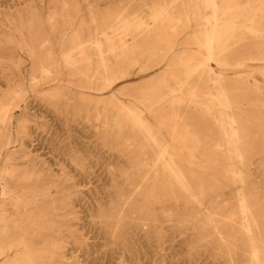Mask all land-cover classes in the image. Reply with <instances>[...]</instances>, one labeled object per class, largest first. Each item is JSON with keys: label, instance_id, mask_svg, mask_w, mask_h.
<instances>
[{"label": "rangeland", "instance_id": "1", "mask_svg": "<svg viewBox=\"0 0 264 264\" xmlns=\"http://www.w3.org/2000/svg\"><path fill=\"white\" fill-rule=\"evenodd\" d=\"M197 2L0 0V70L15 80L8 64L18 61L25 87L40 78L42 64H51L48 68L59 64L62 71L57 80L36 91L25 88L31 110L26 119L29 129H25L23 136L30 144L27 151H32L26 159L31 165L37 157L45 161L43 166H22V147L17 141L3 153L4 157L12 152L5 166L8 175L15 174L17 181H22V176L31 178L32 187L41 186L40 192H44L30 198L31 214L23 229L19 220L10 230L0 224V235L16 238L24 230L29 233L34 259L14 264H252L247 235L240 224L238 191L229 183L234 162L227 157L218 125L219 108L211 100L216 91L198 72L185 86L177 84L185 79L186 70L185 65L174 61L193 60L204 51L195 41L201 30L196 26L203 22L191 16V28H184V11L193 12ZM238 2L244 6L252 4L253 13L264 10L260 5L264 0ZM155 8H169L167 16L153 22ZM251 18L264 21V16L253 14ZM134 20L144 22L148 31L140 32L142 27L126 32L125 22ZM263 26L260 37L242 29L239 39L228 43L226 58L230 66L209 62L216 77L224 74V85L235 105L233 112L240 116L236 127L244 133V166L236 168L249 181L245 195L252 201L262 228ZM105 33L118 47L117 54L105 53L108 71L96 63L95 56L96 43L103 40ZM82 42L89 47L86 50L89 60L76 64L77 68L65 66L62 55ZM122 43L126 50L121 49ZM134 58L138 59L137 64L133 63ZM239 62L247 66H237ZM95 70L97 74L91 76ZM79 72L87 75L81 77ZM125 72L130 73L129 77L112 83L109 90H95L105 77ZM168 86L178 89V95L184 98L182 103H171V96L161 98L158 91L166 92ZM193 91L201 95L198 101L206 103L209 112L189 100ZM157 99L159 102L154 103ZM140 100L153 105L152 116L157 120L166 118L167 124H178L176 130L181 136H176L178 142L169 135L171 127L163 134L167 145L175 146L177 161L190 164L187 179L205 189L202 207L185 198L162 165H155L156 152L137 127L126 128L119 134L117 123L127 113L123 107L139 109L145 118L153 120L151 111ZM19 114L20 111L16 116ZM15 124L16 121L14 133ZM185 136L186 142L182 141ZM194 147L197 150L191 152ZM125 171L133 174L128 179L116 177ZM36 180L40 183L35 184ZM105 181L110 185L106 184L103 194L96 185ZM163 185L173 187L176 197L171 190H161ZM9 186L13 188L16 184L10 181ZM147 190H151L150 195L145 194ZM210 214L213 224L206 220ZM121 218L125 226L128 224L137 232L132 263L122 257L129 252L122 229L115 226ZM111 251L121 254L113 259L108 256Z\"/></svg>", "mask_w": 264, "mask_h": 264}, {"label": "bare ground", "instance_id": "2", "mask_svg": "<svg viewBox=\"0 0 264 264\" xmlns=\"http://www.w3.org/2000/svg\"><path fill=\"white\" fill-rule=\"evenodd\" d=\"M260 5L264 7V3ZM190 6L191 5H189V8ZM252 6V4L244 6L239 3L238 0H198V2L193 6V12L189 10L184 11V28H191V16L196 17L198 21L203 22V24L196 26L198 29L201 28V30L197 32L198 35L195 37V41L196 44L204 51L200 53L199 58H194L193 60H182L180 58L175 60L174 63L180 62L185 65V79H178L179 81L177 84L179 86H185L194 72H198L201 78L206 77L207 84H213L212 88L216 91V93L211 95V100L214 102L215 106L219 108L218 125L222 129L221 134L224 138L223 142L226 144L225 150L228 154L227 157L230 162H234V170L231 173L232 179L229 183L231 186L233 185L235 190L238 191L237 198L239 200L240 224L247 235L246 237L249 243L248 255L252 264H264V228L259 225V219L252 201L245 195V188H249V181L246 179L244 173L236 168V165L244 166V133L241 129L236 127L240 121V116L233 112L235 105L232 104L230 95L224 85V74H220L216 77L209 65L211 60L215 61L218 65L225 67L231 65L226 58V53L229 49L228 43L233 39H239V34L243 32L242 29L253 37H260L259 33L261 31V26L264 25V21L262 22L263 19L251 18V16L255 14V16L263 17L264 10L259 9V12L253 13V9H251ZM168 9L155 8L152 14L153 22H158L160 19L167 16ZM241 17H243L242 21H240ZM143 25L144 22L134 20V22H125L123 28L126 32H129L133 28L140 30ZM146 31H148L147 28L143 27L140 32ZM261 38L264 39V36L261 35ZM112 40L113 39L109 36V33H105L103 40H98L96 43L97 52L95 53V56L98 60L96 63H99L100 66L104 67L107 71L109 68V60L106 59L105 53L109 52L117 54L118 49ZM103 46H105L106 49L105 47L103 48ZM88 48L89 47H84L83 42L74 45L69 53L62 55L63 64L65 66L77 68L75 66L76 64L81 63L84 60H89V57L86 56V50ZM171 48H173V44H171ZM121 49L126 50L124 43L121 44ZM10 56L12 55L10 54ZM80 56L82 58L78 59ZM261 60H264V55L261 56ZM132 61L135 64L138 63V59L136 58ZM243 64L245 63L239 62L236 65L240 66ZM50 65L51 64H49V66ZM8 66L10 67L9 70L13 71V77L16 79L14 80L10 77V75L8 76V74L5 75L2 70H0V224L3 223L7 230H10L14 226V222L16 220L22 221L23 229L25 222L28 221L31 214L33 199L30 198H36L39 195L38 193L44 192H40L42 189L41 186H39L38 189L32 187L33 180H31V178L28 179L22 176V181H17L15 174L10 173L11 175H8L5 172V166L7 160L11 157L12 152H7L4 157L3 153L5 150L8 151V149L17 141L18 145L22 147V166L30 164V161L26 159V157H28L32 151H27V149L30 148V144L23 136L25 129L28 128L26 125V119L29 117L31 110L26 102L27 97L25 88H31V90L36 91L38 87L57 80V76L61 75L62 71L59 68V64H54L52 68H48V65L42 64L40 66V78L38 80H31L29 86L25 87V85L22 84L21 64L18 61H14L12 64H8ZM4 67L8 69L7 66ZM146 69L147 67L144 68V70ZM260 72L264 75V63L262 64ZM96 74L97 71L95 70L91 76H95ZM79 75L83 77L84 75H87V73L79 72ZM129 75L130 73L125 72L112 75L110 77L107 76L103 79L101 87L95 90L101 92L105 90L107 91L111 88L110 86L112 83L122 81L129 77ZM66 80L68 82V79ZM82 87L84 88V86H81V88ZM86 88L93 89L90 86ZM167 89L168 91L166 92L161 90L158 91L161 98L171 96V103L176 104L184 101V98L178 95V89H173L169 86ZM41 91H43V89ZM41 91L37 92L39 93ZM115 96L116 95L113 94L114 98ZM200 96L201 95L198 94L197 91H193L189 100L192 103L203 105L206 111L209 112L210 108L208 105L198 101ZM140 102L146 104L144 100H140ZM157 102H159L158 99L154 101V103ZM146 107L151 111L149 115L152 117V121L145 118L144 114L139 109H135L133 107H123L127 113L124 115V120L117 123L119 134H122L126 128L137 127L140 133H142L147 139L148 144L153 147L156 152L155 165H162L167 172V175H169L172 178L173 183L176 184L175 186L186 195L185 198L191 199L195 205L202 207V201L206 200L205 189L200 183L187 179V168L189 169L190 164L177 161L179 155L173 153V151L175 152V146L170 144L167 145L169 142L165 139V135L163 134L165 129L171 127L172 131L169 135L172 137L173 141L178 142L179 138L176 137L179 135V132L176 130L178 124L174 123L173 125H169L165 121L166 118H164L165 120H162L163 118L157 120L155 116H152V112H155L153 105L146 104ZM18 111H20V114L16 116ZM14 121H16L15 133ZM30 131L34 133L32 130ZM15 135L17 140L15 139ZM182 141L186 142L187 137L185 136ZM190 150L191 152H195L197 147ZM14 159H16V157H14ZM44 163V160L40 161L36 157L33 159L31 165H38L41 167ZM131 174L133 173L125 171L120 175L116 174V177L128 179ZM155 175H158V170L155 171ZM10 181L14 182L16 186L13 188L9 186ZM42 181L45 180L42 179ZM115 181L116 183H119L117 179ZM39 183L40 180H36L35 184ZM106 184L110 185V182L105 181L96 185L98 192L104 194L103 191L105 190ZM161 190H171V195L176 197L175 189L173 187L170 189L168 186L165 187V185H163ZM150 191L151 190H147L145 194L150 195ZM212 216L213 214H210L206 219L209 224H213ZM60 217L62 218L61 215ZM123 221V218L116 221L115 226L122 229L121 232L125 235L124 237L126 240L125 248L129 252V254H124L122 257L125 261L132 263L135 256L133 250L137 232H135V229L132 228V226H129L128 224L125 226ZM28 235L29 233L25 232V230L22 231V236H17L16 238L3 234L0 235V264H14L17 261L25 263L33 261V250L31 248L32 245L29 242L30 237ZM219 235L222 238L220 233ZM117 254H121V252L111 251L108 253V256L116 259L115 255Z\"/></svg>", "mask_w": 264, "mask_h": 264}]
</instances>
